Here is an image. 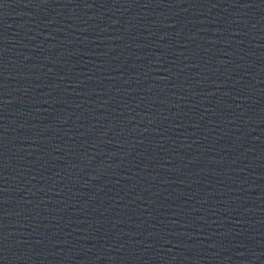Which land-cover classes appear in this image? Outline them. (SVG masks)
Wrapping results in <instances>:
<instances>
[{
  "label": "water",
  "instance_id": "95a60500",
  "mask_svg": "<svg viewBox=\"0 0 264 264\" xmlns=\"http://www.w3.org/2000/svg\"><path fill=\"white\" fill-rule=\"evenodd\" d=\"M0 264H264V0H0Z\"/></svg>",
  "mask_w": 264,
  "mask_h": 264
}]
</instances>
